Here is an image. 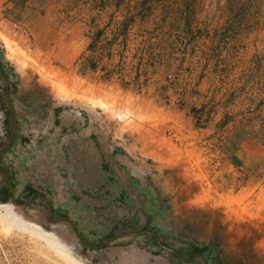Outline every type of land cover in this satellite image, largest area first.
<instances>
[{
  "label": "rangeland",
  "instance_id": "1",
  "mask_svg": "<svg viewBox=\"0 0 264 264\" xmlns=\"http://www.w3.org/2000/svg\"><path fill=\"white\" fill-rule=\"evenodd\" d=\"M0 63V205L82 264H264V0H0Z\"/></svg>",
  "mask_w": 264,
  "mask_h": 264
},
{
  "label": "bare ground",
  "instance_id": "2",
  "mask_svg": "<svg viewBox=\"0 0 264 264\" xmlns=\"http://www.w3.org/2000/svg\"><path fill=\"white\" fill-rule=\"evenodd\" d=\"M0 224L4 235H11L13 233L27 235L34 239L36 244L46 249L49 253L50 251H57L60 253L59 255L62 256H64L63 254H67L74 261L82 264L79 259L72 255L68 246L63 244L55 234H50L49 231L44 228L25 221L21 215L16 213L15 209L9 210L4 206H0Z\"/></svg>",
  "mask_w": 264,
  "mask_h": 264
},
{
  "label": "water",
  "instance_id": "3",
  "mask_svg": "<svg viewBox=\"0 0 264 264\" xmlns=\"http://www.w3.org/2000/svg\"><path fill=\"white\" fill-rule=\"evenodd\" d=\"M6 101H7L8 105L11 107V104H10V102H9L8 97L6 98ZM13 133H14V128L12 129V137H13ZM10 188H11V190L13 191L12 187H10ZM9 203H10L11 205H13V206H14L15 208H17V209H20V208L23 206V204H19V203H17V202L15 201V197H14L13 193L11 194V196H10V198H9ZM67 221H69V219H67ZM140 234H150L151 236H153L154 238H156V235H155L154 233H152V232H149V231H143V232H140V233H127V235H131V236H132V235H133V236H134V235H140ZM158 246H159L161 249L167 251L168 253L174 255L175 257H177L178 259H180V260H182V261H184V262L191 261V259H190V260H187V259H185V258H182L181 256H179V254H178L175 250L170 249V248H168V247H165L164 245H162V244L159 243V242H158ZM194 258H195V257H193L192 260H193Z\"/></svg>",
  "mask_w": 264,
  "mask_h": 264
},
{
  "label": "flooded vegetation",
  "instance_id": "4",
  "mask_svg": "<svg viewBox=\"0 0 264 264\" xmlns=\"http://www.w3.org/2000/svg\"><path fill=\"white\" fill-rule=\"evenodd\" d=\"M0 206H4L5 208H7V209H9V210H14L15 209V211H16V213L18 214V215H20L18 212H17V210H16V208L13 206V205H10V204H1ZM26 221V220H25ZM27 222H29V221H27ZM29 223H31V224H35V223H32V222H29ZM35 225H37V224H35ZM37 226H39V225H37ZM41 227V226H40ZM48 231V230H47ZM49 233L50 234H55V233H53V232H50L49 231ZM56 235V234H55ZM57 236V235H56ZM58 237V236H57ZM62 242V241H61ZM63 243V242H62ZM64 244V243H63Z\"/></svg>",
  "mask_w": 264,
  "mask_h": 264
},
{
  "label": "built area",
  "instance_id": "5",
  "mask_svg": "<svg viewBox=\"0 0 264 264\" xmlns=\"http://www.w3.org/2000/svg\"><path fill=\"white\" fill-rule=\"evenodd\" d=\"M4 247L5 246L0 243V251H3Z\"/></svg>",
  "mask_w": 264,
  "mask_h": 264
},
{
  "label": "trees",
  "instance_id": "6",
  "mask_svg": "<svg viewBox=\"0 0 264 264\" xmlns=\"http://www.w3.org/2000/svg\"><path fill=\"white\" fill-rule=\"evenodd\" d=\"M0 67H1V63H0ZM1 74H3V71L1 70Z\"/></svg>",
  "mask_w": 264,
  "mask_h": 264
},
{
  "label": "crops",
  "instance_id": "7",
  "mask_svg": "<svg viewBox=\"0 0 264 264\" xmlns=\"http://www.w3.org/2000/svg\"><path fill=\"white\" fill-rule=\"evenodd\" d=\"M10 187H12V186H10ZM10 190H11V188H10ZM11 194H12V190H11Z\"/></svg>",
  "mask_w": 264,
  "mask_h": 264
}]
</instances>
